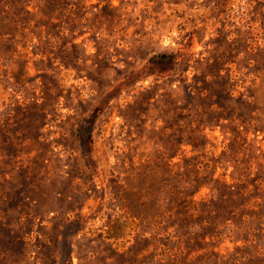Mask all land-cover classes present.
Instances as JSON below:
<instances>
[{"label": "rangeland", "instance_id": "rangeland-1", "mask_svg": "<svg viewBox=\"0 0 264 264\" xmlns=\"http://www.w3.org/2000/svg\"><path fill=\"white\" fill-rule=\"evenodd\" d=\"M0 119V264H264V0H0Z\"/></svg>", "mask_w": 264, "mask_h": 264}, {"label": "trees", "instance_id": "trees-1", "mask_svg": "<svg viewBox=\"0 0 264 264\" xmlns=\"http://www.w3.org/2000/svg\"><path fill=\"white\" fill-rule=\"evenodd\" d=\"M4 116L5 117L8 116L7 118L9 119V117L11 116V110L9 109L6 110V113H4ZM85 123L86 125L84 126ZM87 123H88V117H86V119L85 118L83 119L80 127L78 128L77 135L80 139L81 145H83L86 150H90L89 143L91 141V134H90V126H88ZM174 194L176 195L177 198L173 197L172 201L174 204H178L179 201L183 203L180 206L184 208V211L182 213L188 225H189V221L191 219L196 218L199 212H202L204 215L202 218V221L209 224L210 222L209 215H213L214 213V210L212 208L213 199L211 197L202 196L200 199L197 200L195 199V192L191 194H185V196L181 195L182 192H175ZM158 223H160V221H158ZM174 223L177 224V222H174ZM184 226H187V225L184 224ZM192 227H193L192 225L188 226V228H192ZM206 233L203 236L204 239H206L207 237H211L213 235H218V234H215L214 230L213 232H206ZM167 234H169V232H167ZM162 244L165 246L164 247L159 246V248H157L158 249L157 254L159 255V257L157 258V262L160 264L163 262L164 263L178 262L177 255L175 253L170 252V250L168 249V244H165L163 242ZM178 249H179V246H178Z\"/></svg>", "mask_w": 264, "mask_h": 264}]
</instances>
